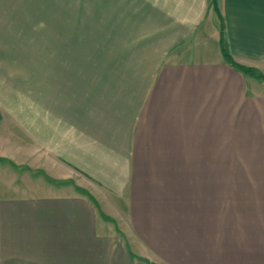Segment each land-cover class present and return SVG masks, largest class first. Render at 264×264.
Returning a JSON list of instances; mask_svg holds the SVG:
<instances>
[{
  "label": "crops",
  "instance_id": "obj_1",
  "mask_svg": "<svg viewBox=\"0 0 264 264\" xmlns=\"http://www.w3.org/2000/svg\"><path fill=\"white\" fill-rule=\"evenodd\" d=\"M225 51L264 75V0H0V264H264L229 165L264 80Z\"/></svg>",
  "mask_w": 264,
  "mask_h": 264
},
{
  "label": "rangeland",
  "instance_id": "obj_2",
  "mask_svg": "<svg viewBox=\"0 0 264 264\" xmlns=\"http://www.w3.org/2000/svg\"><path fill=\"white\" fill-rule=\"evenodd\" d=\"M244 136L247 138V136L249 137V130L250 127L248 126H244ZM244 157L243 158H238V159H229V165H242L245 168H256L260 171L264 170V158H260V157H254L253 154V148H252V144L250 142H245L244 143ZM233 192V193H232ZM261 195L264 194V190H261ZM230 193H232V196H234V191H229V213H230V205H234V202L231 200L230 198ZM247 193H249V191H244V194L247 195ZM244 196V201L241 203L243 204V206H239L240 208V212L239 214H242L243 216V221L240 222V228H242L244 230L245 233V244H247L248 242V238L246 237V235H249V233L252 232V230H258L261 229V231L264 229V225L262 223H260V225H258L257 223H254L251 220V215H250V208L247 206V204L251 205V201H248L246 199V197ZM262 202H264V200H261ZM240 204V205H241ZM232 208L234 209V206H232ZM241 217V216H238ZM242 224V227H241ZM262 235V234H261ZM250 241V240H249ZM251 244H264V237L260 236V237H256V238H252L251 240Z\"/></svg>",
  "mask_w": 264,
  "mask_h": 264
},
{
  "label": "trees",
  "instance_id": "obj_3",
  "mask_svg": "<svg viewBox=\"0 0 264 264\" xmlns=\"http://www.w3.org/2000/svg\"><path fill=\"white\" fill-rule=\"evenodd\" d=\"M218 1H219V0H213V2H214V6L216 7V9H218ZM224 54H225L227 60H228V61L231 63V65H233L235 68H237V69L243 71V72H244L245 74H247V75H251V76H254V77H257V78H259V79L264 80V75L261 74V73H259L256 69L251 68V67H247V66H244V65H241V64L235 62V61L233 60V58L231 57V55H230L227 51H225Z\"/></svg>",
  "mask_w": 264,
  "mask_h": 264
}]
</instances>
